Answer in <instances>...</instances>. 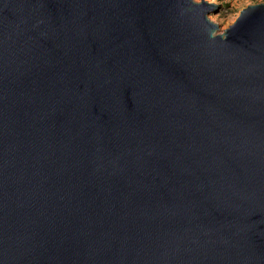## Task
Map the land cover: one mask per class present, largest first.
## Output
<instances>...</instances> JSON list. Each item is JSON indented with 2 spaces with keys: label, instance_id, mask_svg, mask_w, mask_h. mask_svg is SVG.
I'll return each mask as SVG.
<instances>
[{
  "label": "water",
  "instance_id": "95a60500",
  "mask_svg": "<svg viewBox=\"0 0 264 264\" xmlns=\"http://www.w3.org/2000/svg\"><path fill=\"white\" fill-rule=\"evenodd\" d=\"M217 9L0 0V264H264V2Z\"/></svg>",
  "mask_w": 264,
  "mask_h": 264
},
{
  "label": "rangeland",
  "instance_id": "374dc122",
  "mask_svg": "<svg viewBox=\"0 0 264 264\" xmlns=\"http://www.w3.org/2000/svg\"><path fill=\"white\" fill-rule=\"evenodd\" d=\"M201 2V0H194ZM216 4L218 9L215 13L209 15L210 20L218 24L217 34H223L225 29L229 28L240 15L241 11L249 5L263 3L264 0H205ZM220 4V5H219Z\"/></svg>",
  "mask_w": 264,
  "mask_h": 264
},
{
  "label": "bare ground",
  "instance_id": "6f19581e",
  "mask_svg": "<svg viewBox=\"0 0 264 264\" xmlns=\"http://www.w3.org/2000/svg\"><path fill=\"white\" fill-rule=\"evenodd\" d=\"M209 1V0H208Z\"/></svg>",
  "mask_w": 264,
  "mask_h": 264
}]
</instances>
